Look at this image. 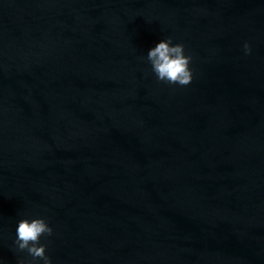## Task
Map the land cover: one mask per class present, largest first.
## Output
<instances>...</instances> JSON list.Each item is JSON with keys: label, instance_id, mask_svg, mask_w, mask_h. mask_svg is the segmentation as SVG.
<instances>
[{"label": "clouds", "instance_id": "obj_1", "mask_svg": "<svg viewBox=\"0 0 264 264\" xmlns=\"http://www.w3.org/2000/svg\"><path fill=\"white\" fill-rule=\"evenodd\" d=\"M243 50L245 55H250L251 45L245 42ZM147 59L158 81L180 86H187L192 82L193 73L189 67L192 57L185 55L183 44H173L171 38L161 40L148 51ZM15 231L16 245L20 251L26 250L33 261L39 258L43 264H51V259L46 255V245L40 243L41 236H51L53 233L45 219H21ZM29 264H32V261H29Z\"/></svg>", "mask_w": 264, "mask_h": 264}]
</instances>
